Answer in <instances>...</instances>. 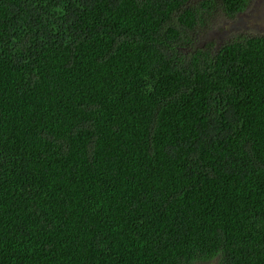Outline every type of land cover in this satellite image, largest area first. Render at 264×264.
Masks as SVG:
<instances>
[{
    "label": "trees",
    "instance_id": "trees-1",
    "mask_svg": "<svg viewBox=\"0 0 264 264\" xmlns=\"http://www.w3.org/2000/svg\"><path fill=\"white\" fill-rule=\"evenodd\" d=\"M193 1L0 0V264H264V34Z\"/></svg>",
    "mask_w": 264,
    "mask_h": 264
},
{
    "label": "rangeland",
    "instance_id": "rangeland-1",
    "mask_svg": "<svg viewBox=\"0 0 264 264\" xmlns=\"http://www.w3.org/2000/svg\"><path fill=\"white\" fill-rule=\"evenodd\" d=\"M198 4L200 0H194ZM193 1V2H194ZM216 13H204L205 26L199 25L188 32V37L193 39L191 49L215 50L228 39L239 34L249 35L264 34V0H251L250 6L242 16L230 18ZM199 264H217L216 260L204 261Z\"/></svg>",
    "mask_w": 264,
    "mask_h": 264
}]
</instances>
